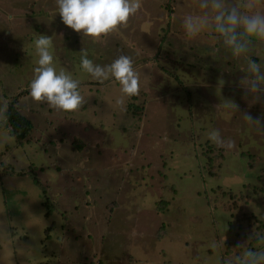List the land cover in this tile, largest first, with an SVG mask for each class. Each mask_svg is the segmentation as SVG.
Wrapping results in <instances>:
<instances>
[{
	"label": "rangeland",
	"instance_id": "obj_1",
	"mask_svg": "<svg viewBox=\"0 0 264 264\" xmlns=\"http://www.w3.org/2000/svg\"><path fill=\"white\" fill-rule=\"evenodd\" d=\"M191 3L143 0L126 28L92 43L61 22L56 0H0V109L24 91L19 111L32 123L18 144L0 115V264L14 257L19 264L23 257L38 264H224L226 243L233 242L227 261L244 251L234 243L239 235L247 243L252 232L264 234L257 224L236 225L243 211L264 218V131L243 116L264 122V98L246 96L239 85L245 57H233L207 32L181 40L183 16L198 10ZM39 35L52 38L57 71L80 81L87 102L75 112L30 97ZM82 49L101 66L130 56L139 95L115 107L119 85L84 72ZM249 55L264 66V49ZM225 100L239 110L225 108ZM213 129L234 146L213 144ZM211 143L215 154L225 150L217 175L205 156ZM245 194L247 203L234 206Z\"/></svg>",
	"mask_w": 264,
	"mask_h": 264
},
{
	"label": "clouds",
	"instance_id": "obj_2",
	"mask_svg": "<svg viewBox=\"0 0 264 264\" xmlns=\"http://www.w3.org/2000/svg\"><path fill=\"white\" fill-rule=\"evenodd\" d=\"M182 6L185 0H180ZM61 22L68 28L88 37L92 43L102 42L120 28H126L131 17L143 6V0H56ZM188 7L191 11L182 18V36L184 42L192 41L204 33L210 34L215 41L229 50L235 58L245 57L247 67L239 85L245 95H251L259 101L264 98V66L257 63L249 54L255 49H264V0H192ZM38 56L34 77L29 84L30 97L37 104H46L49 108L71 113L80 109L87 101L80 92V81L74 79L64 68H57L51 49V37L39 35L34 41ZM81 69L94 80L104 83L114 81L119 85V95L114 106L122 108L126 98L139 95L140 76L130 56L119 55L110 64L101 66L88 58L86 50H81ZM224 81H221V85ZM223 106L234 111L239 105L225 100ZM244 118L264 131V122L244 113ZM208 139L218 147L231 149L234 141L225 140L218 129L208 133ZM0 232L3 225L0 224ZM257 241L264 245V234L252 232L248 241ZM246 243L237 242V249H244L225 262V264H264V247H245ZM213 247H216L213 244Z\"/></svg>",
	"mask_w": 264,
	"mask_h": 264
},
{
	"label": "trees",
	"instance_id": "obj_3",
	"mask_svg": "<svg viewBox=\"0 0 264 264\" xmlns=\"http://www.w3.org/2000/svg\"><path fill=\"white\" fill-rule=\"evenodd\" d=\"M175 75H177V74H175ZM177 78H178V76H177ZM22 92H24V91L19 92L16 96H13V97L11 96L6 101V108L4 109V117H3V119L6 121L7 125L9 126L10 130L12 131V133L15 137V140L18 144L22 143L23 140H25L26 137L32 132L31 131L32 130V123L24 115H22L19 111V106H18L19 105L18 104L19 103V95H21ZM138 110H140V109L138 108ZM218 150H219V153L215 154L214 152H216V150H215L213 144L211 143V144L207 145L205 156H206V160H208V167H209V170L211 172V175H217V172H220L222 165H223L222 160L225 159V155H224L225 150H222V149H218ZM210 153H213V155H211ZM6 168H11V167L9 165H7ZM6 170H8V169H6ZM241 196L244 198L243 199L241 197L236 198V201L233 202L234 206H236L238 204V201L242 202L244 200L245 203H247L248 195L245 194V195H241ZM243 205H245V204H243ZM45 206L48 207V203ZM48 210H49V208H48ZM257 216L258 215H254V214H251V213H248L245 211L241 212V214H239V216H237L238 217L237 222H236V225H238L237 228L240 229L241 226L243 227V225H244L248 228V230H252V226L257 224L258 226L256 228L258 230L264 231V218L262 220H260ZM242 240H243V238L239 235L238 238L234 241L235 245H237V242H242ZM254 241L255 240L247 242L246 247H251L254 249L258 248V247H253ZM0 242H4V241L0 239ZM5 243H7V242H5ZM8 244H11L12 253H14L17 249L15 244L12 242H8ZM231 245H233V242ZM231 245L229 243H226L227 249H226V254H225V260L223 261L224 264L226 262V256L232 252ZM4 256L5 255L2 254V256H1V254H0V258H2V260L4 259Z\"/></svg>",
	"mask_w": 264,
	"mask_h": 264
},
{
	"label": "crops",
	"instance_id": "obj_4",
	"mask_svg": "<svg viewBox=\"0 0 264 264\" xmlns=\"http://www.w3.org/2000/svg\"><path fill=\"white\" fill-rule=\"evenodd\" d=\"M4 102H5V99L3 98L2 99V105L4 104ZM1 105V106H2ZM1 111H0V115L2 116L3 114H4V111L2 112V109H0ZM22 144V143H21ZM16 212V211H15ZM14 212V213H15ZM14 224H13V226H14V228H15V230H17V227H18V225L16 224V222H20V227H21V230H22V232L19 234L20 236H23V235H25L26 236V233H25V230H23L24 228H25V226H22V220H21V218L20 217H14ZM60 222H61V225H62V219H60ZM60 229H61V227H60ZM16 232H18V231H16ZM27 232H29V231H27ZM20 239V238H19ZM22 239V238H21ZM20 239V240H21ZM23 243H25V241H22ZM23 251L24 252H26V248H24L23 249ZM21 261L23 262V263H21V264H38V263H36L35 262V260H28V259H25L24 257L21 259ZM19 262H20V260H18V259H15V257H14V261L13 262H11L10 261V263L11 264H19Z\"/></svg>",
	"mask_w": 264,
	"mask_h": 264
}]
</instances>
